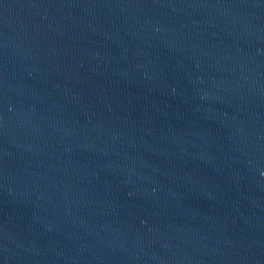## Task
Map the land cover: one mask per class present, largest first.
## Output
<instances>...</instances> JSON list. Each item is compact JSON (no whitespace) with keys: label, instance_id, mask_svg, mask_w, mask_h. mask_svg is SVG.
<instances>
[{"label":"water","instance_id":"95a60500","mask_svg":"<svg viewBox=\"0 0 264 264\" xmlns=\"http://www.w3.org/2000/svg\"><path fill=\"white\" fill-rule=\"evenodd\" d=\"M0 264H264V0H0Z\"/></svg>","mask_w":264,"mask_h":264}]
</instances>
